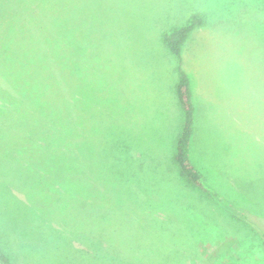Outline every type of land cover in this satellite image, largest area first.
I'll return each mask as SVG.
<instances>
[{
	"label": "rangeland",
	"instance_id": "374dc122",
	"mask_svg": "<svg viewBox=\"0 0 264 264\" xmlns=\"http://www.w3.org/2000/svg\"><path fill=\"white\" fill-rule=\"evenodd\" d=\"M179 67L192 163L232 210L180 176ZM0 256L264 264V0H0Z\"/></svg>",
	"mask_w": 264,
	"mask_h": 264
},
{
	"label": "trees",
	"instance_id": "16d2710c",
	"mask_svg": "<svg viewBox=\"0 0 264 264\" xmlns=\"http://www.w3.org/2000/svg\"><path fill=\"white\" fill-rule=\"evenodd\" d=\"M63 8H65V6ZM61 9H58L57 11H60ZM204 24H205V19L202 15L191 14L183 25L172 27L167 33L163 35L162 37L163 43L173 56H175L177 59H181V51L183 45L186 43L192 32L195 31L196 29L201 28L202 26H204ZM55 44L58 45L59 49H61L62 46L64 45L60 38H56ZM176 97L183 111V125L179 137L177 139L176 155H175V160L179 169L180 176L184 178L185 181H187L188 183L199 189L202 193H205L209 197L216 199L220 204H224L227 208L232 210L233 206L230 204H226L223 198L218 193H216L211 188V186L207 184V182L205 181L201 173L196 169L190 158L189 148L194 132V110H193L189 77L185 73V71H183L180 67L178 68ZM56 135H57L56 141H58L59 147L60 146L63 147V151H65L68 146L72 147L78 144L79 142V141L76 142L74 139H72L73 137H71V135H69L68 132L63 131L60 127L59 129H56ZM71 159H70V164L73 165ZM67 162L68 160L65 162V164ZM65 164L63 165L65 166ZM75 165H81V161L80 160L76 161ZM78 169L80 168L78 167ZM11 178H13V176H11ZM54 182L57 184V181ZM71 185L74 186L75 185L74 182H68L67 184V182L63 181L62 187L60 188H66ZM72 197L76 198V196H72ZM78 200L81 202H76V203L81 205L82 204L88 205V203H90L91 201L88 200V203H85V201L82 199H78ZM183 209L184 210L182 209L181 210L186 213L191 211L189 207L186 208L183 207ZM0 263L7 264L3 256H0Z\"/></svg>",
	"mask_w": 264,
	"mask_h": 264
},
{
	"label": "crops",
	"instance_id": "0c3cea01",
	"mask_svg": "<svg viewBox=\"0 0 264 264\" xmlns=\"http://www.w3.org/2000/svg\"><path fill=\"white\" fill-rule=\"evenodd\" d=\"M191 89V88H190ZM191 94H192V89H191ZM193 137H194V135L192 136V140H193ZM192 140H191V143H190V147L192 148V146H193V142H192ZM189 151H190V148H189ZM190 158H191V160H192V157H191V154H190ZM197 169V168H196ZM201 169H202V171H205V172H207L206 170H205V168L204 167H201ZM198 170V169H197ZM199 171V170H198ZM199 172H201V171H199ZM202 175V174H201ZM203 176V175H202Z\"/></svg>",
	"mask_w": 264,
	"mask_h": 264
}]
</instances>
